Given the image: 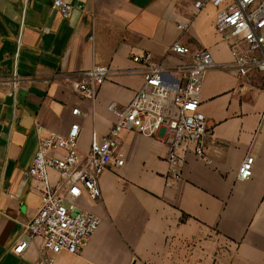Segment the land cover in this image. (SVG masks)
<instances>
[{
	"label": "crops",
	"instance_id": "crops-1",
	"mask_svg": "<svg viewBox=\"0 0 264 264\" xmlns=\"http://www.w3.org/2000/svg\"><path fill=\"white\" fill-rule=\"evenodd\" d=\"M66 1L74 6L70 18L53 0H0V78L23 81L14 96L0 90V264H47L36 245L12 250L41 203L28 173L39 138L78 123L86 154L93 132L103 138L116 121L108 105H127L143 85L133 56L151 53L171 71L203 50L215 62L200 106L213 164L189 153L181 180L167 186L164 132L125 131L124 165L103 173L97 201L82 200L100 218L98 230L83 252H63L54 264H264V73L233 66L214 26L218 8H197L199 0ZM176 41L191 52H172ZM97 65L111 73L95 96H84L78 74ZM247 156H254L253 174L241 181Z\"/></svg>",
	"mask_w": 264,
	"mask_h": 264
},
{
	"label": "built area",
	"instance_id": "built-area-1",
	"mask_svg": "<svg viewBox=\"0 0 264 264\" xmlns=\"http://www.w3.org/2000/svg\"><path fill=\"white\" fill-rule=\"evenodd\" d=\"M211 2L218 8L214 21L216 30L226 40L235 55L233 66L241 73L252 70L264 73V0H199L200 8ZM53 6L65 18H70L74 6L66 0H53ZM184 29L183 24H179ZM174 53L187 55L190 47L176 41L170 48ZM143 85L132 100L119 106L116 102L108 110L116 121L108 134L99 138L94 131L90 149L79 150L80 124L73 123L66 134L52 133L40 137L38 149L29 168L30 177L37 182L41 195L38 211L23 224L21 235L12 250L23 254L36 245L41 263L54 264L59 254H80L90 244L101 220L82 207V200L97 201L101 196L99 181L110 167H121L125 154L119 138L125 131L149 136L164 132L168 148L165 174L167 186H174L183 176L186 156L193 153L208 165L206 137L210 129L200 111L201 91L205 73L215 66L209 50L196 54L192 64L181 63L168 71L153 60L151 53L137 54ZM111 69L97 65L78 74V90L84 96H95L109 77ZM172 73L177 77L172 78ZM23 81L0 78V90L14 96ZM73 114H81L79 108ZM254 156H247L238 169V179L247 181L253 174Z\"/></svg>",
	"mask_w": 264,
	"mask_h": 264
}]
</instances>
